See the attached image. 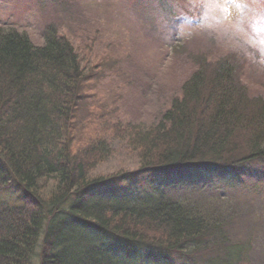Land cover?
I'll return each instance as SVG.
<instances>
[{
  "label": "trees",
  "instance_id": "16d2710c",
  "mask_svg": "<svg viewBox=\"0 0 264 264\" xmlns=\"http://www.w3.org/2000/svg\"><path fill=\"white\" fill-rule=\"evenodd\" d=\"M57 29L36 47L0 28V191L21 205L0 206V264H125L122 247L130 261L141 249L152 263L172 264L161 252L181 264L246 262L233 200L264 183V96L250 97L227 57L202 60L155 128L100 127L105 139L86 137L73 153V113L93 70ZM113 139L132 144L142 169L182 181L123 197L110 181L120 176H94Z\"/></svg>",
  "mask_w": 264,
  "mask_h": 264
},
{
  "label": "rangeland",
  "instance_id": "374dc122",
  "mask_svg": "<svg viewBox=\"0 0 264 264\" xmlns=\"http://www.w3.org/2000/svg\"><path fill=\"white\" fill-rule=\"evenodd\" d=\"M137 1L146 7L135 9V0H0V28L25 32L38 47L43 30L54 23L73 45L81 67L93 70L81 83L83 97L73 113L78 125L73 153L85 149L86 137L105 136L100 127L155 128L202 60L210 64L227 57L239 67L250 97L264 96V0ZM129 144L113 139L94 176H120L110 181L123 197L150 183L182 181L139 167L141 157ZM129 175L131 180L123 182ZM256 190L233 200L240 213L238 241L249 249L243 264H264V183ZM18 198L13 189L1 190L0 206H21ZM120 250L125 264H163L147 260L151 253L141 249L130 253L131 261ZM158 254L152 255L159 259ZM161 254L172 264L184 260Z\"/></svg>",
  "mask_w": 264,
  "mask_h": 264
}]
</instances>
